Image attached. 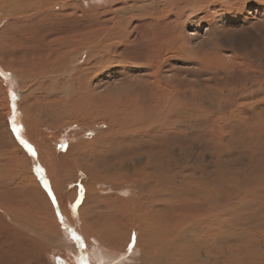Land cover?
Returning a JSON list of instances; mask_svg holds the SVG:
<instances>
[{
	"label": "bare ground",
	"instance_id": "6f19581e",
	"mask_svg": "<svg viewBox=\"0 0 264 264\" xmlns=\"http://www.w3.org/2000/svg\"><path fill=\"white\" fill-rule=\"evenodd\" d=\"M62 3L66 4V0H0V84L2 86L0 91H3L4 97H2L10 106L11 121L14 116L16 126L21 129L19 137L23 140L28 136L33 139L36 135L37 128L30 119L37 110L39 113H45L49 120L54 116L64 118V115H69L88 121V124L98 115L97 113L109 114L112 121L110 134L126 137L129 140L140 139L143 133L154 136L161 132L173 134L177 131L192 134L193 129L202 123L208 128L212 124L214 136L218 132L219 136H222L229 126L233 128L241 124L245 127L244 130L251 144L264 136L263 105L258 108L253 105L238 104L240 99L235 96V90H233L235 101L231 98L233 96L231 91L227 94L231 96L230 98L219 91L215 93L219 94L215 97V101L209 99L202 102L203 105L198 103L191 105L183 99L176 100V93L168 88L161 92L164 97L161 98L159 95L154 97L148 106L135 104L127 108L119 102L114 106L109 100L100 101L91 91L90 87L93 83L90 84L92 79L86 69L90 71L99 64L97 62L102 63L105 58L102 50L105 41L107 40L106 43L111 41L109 37H112L108 28L104 31L107 23H104L105 21L103 25L99 23L106 40L102 39L100 45H97L96 17L94 18L88 10L85 19L80 18L77 15L79 10H74L76 5L72 4V0H69L66 6ZM67 9L72 12L64 13ZM38 28L41 30L35 33ZM171 35L167 33L165 38L170 39ZM83 56H85L84 68H75L74 64L81 61ZM221 63L224 64V60ZM40 70H43L42 73L39 72ZM27 71L35 77L33 79L37 84L31 89L27 110L30 107L34 108L30 111L31 114L24 113L25 118L21 120L22 113L19 112L21 109L18 111L21 105L16 101L17 90L14 87L13 75L16 74L23 80L29 77ZM8 72L14 74L9 75ZM69 72L75 73L76 76L73 75L72 80L67 82ZM58 74L64 81L54 88L52 83L57 82ZM2 101L0 97V103ZM214 128L219 130L216 131ZM18 139L21 142L20 138ZM107 142L99 145L91 143L93 149L89 154L90 144L77 141L69 147V159L76 164L86 165H89L90 157V161H94L95 157L103 155L104 159L109 160L100 166L93 165V169H97L98 175L102 173L113 184L114 194L105 197L95 195L96 197L90 198L89 201L99 205L101 198L108 199L109 208L83 207L78 214L77 206L74 208L72 205L66 210L60 208L59 201L63 195L64 183L54 166L61 163L63 165L67 158L66 155L47 151L44 152L43 160L47 162L45 165L48 166L51 174L49 182L52 189L48 187L46 190L51 198L50 201L49 197L47 200L50 206L53 205L55 208L52 218L39 217L35 213L25 214L21 211L14 214L6 212V209V211L3 209L5 214L3 213L2 217L7 220L9 214L11 223L16 224V227L25 231L28 236L37 234L43 240L46 236L45 241L52 246L62 247V250H65L63 252H68L70 256L66 259L69 256L66 257L64 254L65 260L62 264H244L240 257L233 256L237 252L235 248L228 247L227 240L236 237L248 250V256L252 252L249 250L252 243L257 245L264 242L263 209L248 216L250 222L247 223L245 220L247 216L239 214L244 210L243 208L238 212H228L221 206L222 196L219 192L222 181L219 175L213 181L207 176L208 174L193 180L196 176L189 171L197 165L194 162L192 165V157H195L197 152L194 146L189 155L184 156L179 152L176 153V149L171 147V142L170 146L164 149H160L162 145L160 147L153 143L142 145L141 142L133 140L126 146H115ZM77 144L79 145L76 146ZM25 149L28 151L26 147ZM76 152L78 156L75 158ZM32 156L36 158V155ZM35 164L37 169L39 165ZM200 168H205V165L201 164ZM12 170L15 169L7 164H2L0 167L1 172H8L9 177L5 179L7 184L19 183L28 189L32 181L34 182V179L29 178L27 170H24L26 175L21 179L12 176L14 173ZM42 175L47 180L44 171ZM34 195L38 196V194ZM85 202L88 203V200ZM28 214L30 218L27 217ZM239 217L243 220L240 221ZM24 219L27 225L22 223ZM237 219L239 222L233 224ZM226 224L232 227L225 229ZM72 231L83 238V247L72 237ZM133 235L134 247L129 251L133 244ZM258 254L260 260L252 257L255 262L250 261V264H264L261 253Z\"/></svg>",
	"mask_w": 264,
	"mask_h": 264
},
{
	"label": "rangeland",
	"instance_id": "374dc122",
	"mask_svg": "<svg viewBox=\"0 0 264 264\" xmlns=\"http://www.w3.org/2000/svg\"><path fill=\"white\" fill-rule=\"evenodd\" d=\"M68 2L69 0H66V4H62L66 6ZM72 4L76 5L74 10H79L77 15L80 18L85 19L88 10L94 18L96 17L97 45L106 40L100 25L107 23L104 31L108 28L112 36L109 37L111 41L108 40V44L107 40L105 41L102 50L105 58L102 63L97 62L99 64L90 71L86 69L92 79L90 84L93 83L90 87L91 91L100 101L109 100L114 106L119 102L127 108L135 104L148 106L154 97L158 95L164 97L161 92L168 88L176 93V100L183 99L191 105L194 103L203 105L202 102L209 99L215 101V97L219 95L215 93L219 91L228 98L231 96L227 94L231 91L233 98V90H235V96L240 99L238 104L264 107V0H72ZM71 12L67 9L64 13ZM39 30L41 29L38 28L35 33ZM167 33L172 34L170 39L165 38ZM84 59L85 56L74 64V67L84 68ZM222 60L225 65L221 63ZM18 72L20 73V69ZM8 73L12 74V72ZM27 73L29 77L23 80L18 75L12 74L14 87L17 90L16 101L21 105V108H18V111L21 109L19 111L22 113L21 120L25 118L24 113L31 114L30 111L34 108L30 107L27 110L31 89L35 88L37 83L31 72L27 71ZM73 75L76 76L75 73L69 72L67 82L72 80ZM56 80L57 82L52 83L54 88L64 81L59 74ZM0 92L3 100L0 103V167L2 164L9 165L15 169L12 170L14 172L12 176L20 179L26 175L24 170H27L29 178L34 179L27 189L19 183L7 184L5 179L9 177L8 172L0 171V264H44V262L62 264L64 257L69 256L68 252H63L65 250H62V247H54L45 241L46 236L43 240L38 237L40 235L28 236L25 231L19 230L16 224L11 223L9 214L7 220L2 217L6 209V212L14 214L21 211L25 214L35 213L39 217L52 218L55 208L53 205L50 206L51 198L39 176L40 173L35 169L37 163L47 175L49 182L51 174L46 166L47 162L43 160L47 151L66 155L67 158L63 165L61 163L54 166L64 183L63 195L59 201L60 208L66 210L76 205L78 214L83 207L88 209L110 207L109 200L104 198H101L99 205L89 202L90 198L96 197L95 195L105 197L114 194L113 184L102 173L98 175L97 169H93V165L100 166L107 159L101 155L95 157L94 161H90L91 157L88 158L89 165L71 162L69 147L77 141L90 144L89 154L93 144L99 145L105 141L115 146H126L133 140L141 142L142 145L151 143L159 147L162 145L160 149L170 146L171 142V147L176 149V153L179 152L184 156L189 155L194 146L197 152H195L196 156L192 157V165L193 162L197 163V167L193 166L189 173L192 171L196 176L194 181L207 174L212 178L211 181L217 175L220 176L222 181L219 192L222 196L220 203L226 211L238 212L243 208L244 210L239 214L247 216L245 220L249 223L248 216L259 209L264 210V136L251 144L244 130L245 127L241 124L238 125L240 127L229 126L222 136H219V132L215 136L212 135V124L208 128L202 123L193 129L192 134L177 131L173 134L161 132L154 136L143 133L140 139L129 140L126 137L110 134L112 121L109 114L97 113L98 115L88 124V121L84 120V122L83 119L69 115H64V118L54 116L49 120L45 113H39L37 110L30 119L37 128L35 129L37 136L30 139L29 136L25 137V130L23 131L24 140L35 149L36 158H34L26 151L17 133L14 132L10 119V106L3 98V91ZM233 99L235 101V98ZM214 129L219 130V128ZM74 154L76 158L77 152ZM201 164L205 165V168L201 169ZM82 166L85 168L82 169ZM81 189H83L82 195ZM87 200L88 203L85 202ZM27 217L30 218V215L28 214ZM239 219L243 220L242 217ZM239 219L233 224L238 223ZM22 223L27 225L25 219ZM229 225L226 224L224 228L230 229L232 226ZM227 241H229L228 247L235 248L237 252L233 256L240 257L244 264L254 263L252 257L259 259L258 253H261L264 260V242L257 245L252 243L249 247L252 251L249 257L248 250L236 237ZM227 257L229 258L228 254ZM69 258L70 256L66 259Z\"/></svg>",
	"mask_w": 264,
	"mask_h": 264
},
{
	"label": "snow or ice",
	"instance_id": "6c2138e0",
	"mask_svg": "<svg viewBox=\"0 0 264 264\" xmlns=\"http://www.w3.org/2000/svg\"><path fill=\"white\" fill-rule=\"evenodd\" d=\"M13 98H15V96H14V94H13ZM12 126H13V130L14 131H16L17 132V135H18V138H20V140H21V143L22 144H24V146L28 149V151L32 154V155H36V152H35V149L27 142V141H25V140H23V138L22 137H19V132H20V128L19 127H17L16 126V124H15V117L13 116V118H12ZM37 172L38 173H41V176H40V178H41V180L44 182V186H45V188H48L49 187V185H48V182H47V180L45 179V177L42 175V173H43V169H41L39 166H37ZM49 191H51L50 189H49ZM83 194V189H81V195ZM53 202L55 203L56 201H55V197H53ZM79 203V201H77V204ZM73 207L75 208L76 207V205H73ZM71 235H72V237L75 239V241L78 243V244H80V246L81 247H83V238L80 236V235H77L76 234V232L75 231H72L71 232ZM132 247H134V235H133V244L130 246V248H129V251H131V248Z\"/></svg>",
	"mask_w": 264,
	"mask_h": 264
}]
</instances>
